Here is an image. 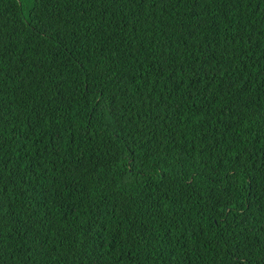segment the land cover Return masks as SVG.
<instances>
[{
    "label": "trees",
    "instance_id": "1",
    "mask_svg": "<svg viewBox=\"0 0 264 264\" xmlns=\"http://www.w3.org/2000/svg\"><path fill=\"white\" fill-rule=\"evenodd\" d=\"M0 264H264V0H0Z\"/></svg>",
    "mask_w": 264,
    "mask_h": 264
}]
</instances>
